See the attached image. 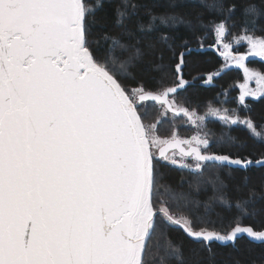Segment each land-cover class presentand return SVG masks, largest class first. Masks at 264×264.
I'll list each match as a JSON object with an SVG mask.
<instances>
[{
    "label": "snow or ice",
    "instance_id": "obj_1",
    "mask_svg": "<svg viewBox=\"0 0 264 264\" xmlns=\"http://www.w3.org/2000/svg\"><path fill=\"white\" fill-rule=\"evenodd\" d=\"M97 7L98 0L96 6L86 0H0V264H149V242L161 223L181 227L209 250L211 242L235 244L241 234L264 242V230L242 227L239 217L225 234L196 229L165 205L157 162L203 171L211 163L248 169L264 161L210 152L207 133L163 137L157 123H145L149 103H158L163 117L182 113L197 127L204 120L173 98L190 85L183 69L192 49L185 41V51L173 53L175 86L128 87L90 49L88 18ZM235 10H227L228 19ZM242 15L244 34L233 40L246 41L248 51L233 53V43H223L220 55L243 70L238 102L247 109L246 97L264 95V72L246 63L250 56L264 58V36L249 34L259 20L254 8ZM210 25L218 41L234 27L227 20ZM103 38L110 57L123 47L115 37ZM129 63L120 65L121 77L130 75ZM155 70L162 84L168 69ZM213 79L209 75L207 82ZM252 80L256 89L248 86ZM209 112L229 128L243 124L253 138L264 140V132L234 110ZM225 135L215 142L235 144L230 132ZM219 200L232 206L223 196ZM249 201L235 202L242 216L254 211L245 206ZM211 211L205 203V215Z\"/></svg>",
    "mask_w": 264,
    "mask_h": 264
},
{
    "label": "trees",
    "instance_id": "obj_2",
    "mask_svg": "<svg viewBox=\"0 0 264 264\" xmlns=\"http://www.w3.org/2000/svg\"><path fill=\"white\" fill-rule=\"evenodd\" d=\"M86 2L97 5V0ZM133 5L136 7L133 8ZM230 7L236 10L228 19L227 10ZM253 8L259 14V20L255 32L250 33L264 36V0H98L95 13L88 18L89 46L94 55L101 62H106L126 86L135 88L143 84L149 90H156L175 85V77L170 70V66L177 63L173 53L184 51L181 45L187 41L190 48L200 50L186 56L187 66L183 71L190 85L173 97L176 103L201 114L210 106L235 109L264 132L260 128V125H264V95L247 98V109L240 105L238 83L243 79L242 69L230 67L220 70L224 58L219 51L216 48L203 49L215 40L210 21L219 23L227 20V23L234 25L227 35L230 38L244 33L241 28L244 20L242 12ZM120 13L124 14L123 17ZM152 16L157 19L153 21ZM120 20L122 22L118 23ZM202 24L208 27H202ZM105 33L117 38L123 45L111 57L103 38ZM164 36L168 37L167 41L162 39ZM117 61L130 62L128 77L120 76ZM248 64L264 72L262 58L252 59ZM160 65L168 69L162 84L157 80L160 72L155 70ZM213 73H216L214 79L207 82V77ZM147 112L145 123L157 121L159 134L163 137L173 132H178L182 137L195 133L193 128L185 125L186 115L182 113L170 117L169 112L163 117L158 103H149ZM203 128L210 140V152L231 153L251 160L264 158V140L253 138L246 127L233 125L229 128L218 119L209 118ZM229 132L236 138L235 144L215 142L226 140L225 134ZM156 169L157 184L165 205L174 216L191 219L194 228L227 233L239 217L242 225H251L256 230L264 229V166L241 169L211 163L203 171H197L157 162ZM170 194L175 199H171ZM221 196L232 206L220 203ZM236 201H249L245 206L254 211L242 216L235 207ZM155 203L158 206V202ZM205 203L212 208L207 215L204 213ZM197 216L203 217V222ZM173 246L180 249L178 254L171 251ZM148 260L149 264H264V242L256 243L241 236L235 244L223 245L213 241L209 250L203 241L190 238L181 227L161 223L149 242Z\"/></svg>",
    "mask_w": 264,
    "mask_h": 264
},
{
    "label": "rangeland",
    "instance_id": "obj_3",
    "mask_svg": "<svg viewBox=\"0 0 264 264\" xmlns=\"http://www.w3.org/2000/svg\"><path fill=\"white\" fill-rule=\"evenodd\" d=\"M243 34H244V33H240V34L234 35L233 37H235V36H240V35H243ZM249 34H252V33H249ZM255 36H257V35H255ZM233 37L228 38V37L226 36L222 41H218L217 38H216V36H215V40H214L213 44H211V45H209V46H214V47L219 51V53H221V52L223 51V47H222L223 43H233V49H232L233 53H243V52H247V51H248V45H247V42H246V41H241L240 43L237 44V43H235V41L233 40ZM257 37H260V36H257ZM222 57H223V56H222ZM223 58H224V57H223ZM262 60H264V58H262ZM124 62H128V61H122V62H118V61H117V62H116V66H117L118 68H120V65H121L122 63H124ZM247 65H248V67L257 70L256 68L250 66V65L248 64V62H247ZM230 67H238V66H236V65H234V64H231V65H230V62H226V60H225V58H224V64H223V66H221V69H220V70H223V69H226V68H230ZM238 68H239V67H238ZM242 71H243V70H242ZM215 74H216V73H213V74H211V76L214 77ZM244 83H245V76H244V72H243V79H242V81H240V82L238 83L239 88H240V85H241V84H244ZM248 86H249V88H251V89H256V88H257L256 81H255V80H252V81L248 82ZM240 92H241V88H240ZM239 95H240V93H239ZM260 96H262V95H260ZM260 96H259V97H260ZM259 97H246V99H247V98H259ZM246 99H245V100H246ZM209 108H217V109H221L222 111H223L224 109H228V110H229V114H232V110H234L235 115H238V116L241 118V120L250 119V118H248V117H245V116H241V115H239L238 111H236L235 109H229V108H226V107H217V106H210ZM196 113H197V112H196ZM197 114H198L199 116L204 117V120H203V121H198L197 123L199 124V127H197V124H193V123H191V122L188 120V117L186 116L185 125L188 126V127L193 128V129L195 130V133L191 134V135L188 136V137H183V138H191L192 136H196V135H198V134L201 135V136H203V135L206 133V130H205L203 127L206 125V122H207V120H208L209 118H212V119H218L220 122H222L223 124H225L224 121L221 119V117H218V116H216V115L210 113V112H209V109H208L205 113H203V114H201V113H197ZM169 115H170V117H173V115H171V113H169ZM250 120H251V119H250ZM150 123H157V124H158L157 121H153V122H150ZM237 125H240V126L245 127L243 124H237ZM208 139H209V138H208ZM209 141H210V140H209ZM188 163H193V161H192L191 159H189ZM193 169H194V168H193ZM162 247H163V246H162Z\"/></svg>",
    "mask_w": 264,
    "mask_h": 264
},
{
    "label": "water",
    "instance_id": "obj_4",
    "mask_svg": "<svg viewBox=\"0 0 264 264\" xmlns=\"http://www.w3.org/2000/svg\"><path fill=\"white\" fill-rule=\"evenodd\" d=\"M208 48H211V49H214L215 47L214 46H207V47H205V48H203L204 50H206V49H208ZM191 49H192V51H199L200 49L199 48H195V47H191ZM185 51V50H184ZM255 58H259V57H254V56H250L249 58H248V60L246 61V63L248 62V61H250V60H252V59H255ZM183 78L185 79V80H187L185 77H184V71H183ZM172 86H175V85H172ZM169 87H171V86H169ZM170 112V111H169ZM171 113V112H170ZM185 139H189V138H185ZM253 161H257V162H260V161H264V158H260V159H255V160H253ZM253 166H256V167H259V163H257V164H254ZM233 168H236V167H233ZM242 227H246V226H251V225H242V224H240ZM252 227V226H251ZM254 230H256L254 227H252ZM183 230V229H182ZM262 230H264V229H262ZM184 231V230H183ZM257 231H261V230H257ZM185 232V231H184ZM226 234V233H225ZM241 236H245V237H247L249 240H251V241H253V242H256V243H263V242H260V241H256V240H254V239H252V238H250L247 234H241L239 237H241ZM215 242H217V241H215ZM219 244H223V245H226V244H230V243H232V242H218Z\"/></svg>",
    "mask_w": 264,
    "mask_h": 264
}]
</instances>
